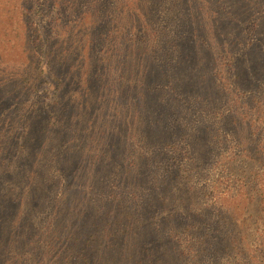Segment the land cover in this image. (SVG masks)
<instances>
[{"label":"trees","instance_id":"obj_1","mask_svg":"<svg viewBox=\"0 0 264 264\" xmlns=\"http://www.w3.org/2000/svg\"><path fill=\"white\" fill-rule=\"evenodd\" d=\"M14 8L0 19V65L22 59L19 76L0 67V264H264V0ZM11 83L34 90L20 109ZM115 98L129 117L110 115ZM28 114L48 118L34 121L43 153H31ZM65 141L78 160L64 158ZM57 172L81 201L104 184L77 236L51 224V207L28 227L2 197Z\"/></svg>","mask_w":264,"mask_h":264},{"label":"rangeland","instance_id":"obj_2","mask_svg":"<svg viewBox=\"0 0 264 264\" xmlns=\"http://www.w3.org/2000/svg\"><path fill=\"white\" fill-rule=\"evenodd\" d=\"M27 1H29V0H0V19L5 20V13L4 12H8V10L13 9L14 7H18V6L21 7V5L25 4V2H27ZM250 1L251 0H246V4H248V2H250ZM50 11H51V9L47 13H45L44 19L51 20V17L53 16L54 12H50ZM0 22H1V20H0ZM21 60L22 59L18 58V54L14 52V55L10 56V61L5 62L4 64L0 65V67H3V69L5 68V70H6V68H8L10 66V64H12L13 65L12 70L14 71V74H12L10 76H19ZM60 67H62V66H60ZM10 80L11 81L14 80V77H10ZM15 82H16V79H15ZM33 84H34V82H33ZM13 85L16 86V89H18L20 93L18 95L19 97L16 96L15 100H14L15 102H17V104L13 103L14 105H9V106L10 107L15 106V107L20 109V108H22V103L24 101V97L26 96V93H28V94L32 93L34 90H28V91L23 90L24 87L19 86V83H11L10 86H13ZM5 87H6V85H5ZM5 87H4V89H5ZM7 88L9 89L11 87H6V89ZM132 98H133V96H130V99H132ZM0 100H4V99L0 98ZM7 101L12 102L13 99L10 98V99L6 100V102ZM123 102H125V100H120L118 98L111 100V102L109 103L110 108H111V113H110L111 116L121 114L122 116H124V119L126 117H129V115H127L128 114L127 111H125V108H127V107H125L126 103L123 105ZM123 106L125 108H123ZM12 117L17 119V121L19 122L18 118L15 115H13ZM18 117H20V116L18 115ZM43 119L48 120V118H44V117L38 118L36 115L30 116V114H28V117H27V121L29 120L27 123L28 135H29V137L33 138V143H34L33 150L31 151V153H33V152L43 153V150H40L38 148L43 146L42 140L45 139L46 135H45V133H43L42 137L40 138L39 133H37V131H36V126L40 123L39 121L43 120ZM34 121L38 122L37 125L35 124ZM9 122L10 121L8 120V123H6L8 125V128H11L12 130H14L17 125L14 124L15 122H11V123H9ZM2 125H4V124H2ZM93 127L96 128L95 133H97V130L99 129L98 125L93 126ZM49 130H50L49 128L45 129L44 132H48ZM58 133L57 132L55 133L56 134L55 138H58V140H59L60 137L58 136ZM64 137L65 136H63V140L65 139ZM39 140H41L40 144H39ZM61 145H64L66 147L65 150H62L66 153L64 156V158L66 160L67 159L71 160L72 158H76L78 160V158H80V156H78L75 153L74 149L71 148V146L68 145L66 141L64 143H61ZM74 153H75V155H74ZM48 158H50L51 160H54V158H52L51 156ZM49 167H53L52 168L53 170L56 168V166L53 164L49 165ZM94 170L96 172V175L94 177H96L98 175V169H94ZM56 176L57 177H54L52 179L46 178L44 181L36 179V182L35 181H30L29 183L24 182L26 184L24 185V187H22V189H20L21 187H17V189L13 192H9L10 187L13 188V186H10L6 189H3L2 197H3V199H5V197H6V198H8V200L14 199L15 205H17V207L19 209L21 208L20 210H21L22 214L25 216V222H26V225L28 227L32 226V228H35L39 224V222L41 223V220L45 216V213H47L46 211L48 210L50 212V210L47 208L51 207V208L55 209V212L52 213L54 215V217L50 213H47L50 216V221H52L51 224H54L57 222V226L61 228L60 233L62 232V229H63L64 234L62 236L71 237V236H73L72 234L75 232H76V236H77V231L80 229L78 227L80 219H83V218L86 219L88 216L89 217L90 216L95 217L94 219H96L98 214H100L99 210L97 208L95 209V207H93V205H96L95 204L96 201L91 202V199L95 195H97V194H95V192H99L100 191L99 189H102V185H104V184H100V182H99L98 184H96V185H99L98 186L99 189L95 188L96 190L91 189V191H86L84 193V196H82L83 201H81V195H79V194L73 195L71 197H67L65 195V192L61 191V190H63L62 189L63 187L61 186V182H60L62 180L59 181L58 172H57ZM137 178H138L137 179L138 180L137 187H140L141 184L144 182H142V179L140 177H137ZM143 178H145V177L143 176ZM20 181L21 180H19V177H15V178L10 177L8 180V183L18 184ZM94 182H95V180L91 181L89 188H93V186L95 187ZM115 182H116V180L112 181V183L116 187L115 188L116 191L118 192V190H122L123 188H119V187L117 188V185ZM101 183H102V181H101ZM110 185H111V183H110ZM106 187H107V184H106ZM100 194H102V193H98V195H100ZM104 198L105 197L99 198V202L97 201V205L100 206V203L105 202ZM153 199H154V202L152 203V205L153 204L157 205L156 198H153ZM106 200L108 202H110L113 199H110V197L108 195V197H106ZM115 203H117L116 200H115ZM121 204L127 205V202H121ZM52 206H54V207H52ZM147 213L149 214L148 210H147ZM85 215L87 217H85ZM147 215H146V217H147ZM138 216H139V214L136 215V218ZM48 221L49 220L47 219L46 222H48ZM39 227L42 228V225ZM55 236H56V238H58L57 234ZM17 242H19L18 243L19 245L22 244L21 246L17 245L19 247V253L22 251L28 253L27 250H23V246H24V244H29L30 242L24 243L21 240H17ZM64 245H65V243L58 245L56 247H58L59 249L62 250L64 248L63 247ZM65 246H68V245H65ZM4 252L5 251H1L0 255H2V254L5 255ZM19 253H18V255H19ZM6 255H8V253ZM173 264H176V262L175 263L173 262Z\"/></svg>","mask_w":264,"mask_h":264}]
</instances>
